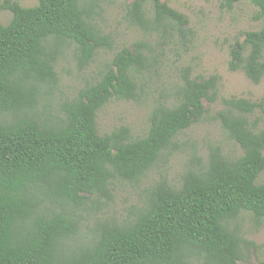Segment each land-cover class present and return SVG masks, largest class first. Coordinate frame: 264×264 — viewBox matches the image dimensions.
Wrapping results in <instances>:
<instances>
[{
  "label": "trees",
  "instance_id": "1",
  "mask_svg": "<svg viewBox=\"0 0 264 264\" xmlns=\"http://www.w3.org/2000/svg\"><path fill=\"white\" fill-rule=\"evenodd\" d=\"M100 0H38L33 7L6 1L11 18L0 24V264H240L257 245L236 220H264V97L221 99L213 119L241 149L227 157L218 146L194 155L172 186L159 178L142 206L122 222L96 221L90 240L74 244L76 211L93 210L110 199L114 181L139 183L157 161L176 149L177 139L203 121L217 101L219 77L188 74L149 113L143 137L126 127L103 136L97 114L111 101H135L138 76L153 61L150 47L136 42L112 58L93 82L62 102L57 111L40 107L44 86L56 82L55 65L72 45L79 69L112 41L92 20ZM128 1V0H123ZM257 8L258 31L231 46L228 68L258 84L264 76V0H221ZM128 16L165 34L183 32L187 18L162 0H133ZM152 14L151 15H149ZM258 264H264V260Z\"/></svg>",
  "mask_w": 264,
  "mask_h": 264
},
{
  "label": "rangeland",
  "instance_id": "2",
  "mask_svg": "<svg viewBox=\"0 0 264 264\" xmlns=\"http://www.w3.org/2000/svg\"><path fill=\"white\" fill-rule=\"evenodd\" d=\"M6 1H16L28 8L35 6L38 0H0L1 25H6L11 18L10 12L2 9ZM132 1H99L92 20L112 41V48L100 49L87 67L79 69L74 47L65 44L55 65L56 82L43 87L39 106L57 111L62 102L73 99L83 86L93 83L118 51L136 42L149 45L153 55L151 67L138 76L141 90L135 101L113 100L97 114L99 135L126 127L133 138L143 137L152 106L170 98L187 74L196 79L218 76V99L214 104L203 100L208 110L205 119L181 134L177 139L178 147L159 159L139 183L114 181L110 199L103 200L102 205L93 210L76 211L80 214L74 240L76 245L90 240L96 221L114 219L122 222L131 216L142 206L147 190L159 178H166L172 186H177L183 171L194 165L190 162L194 155L204 158L209 147L218 146L227 157L240 156L241 149L226 138L213 116L222 109L220 100L223 98L258 101L264 97V76L254 84L242 71L228 68L231 46L242 43L246 32L258 31L262 27L263 22L254 20L257 8L252 4L239 2L227 10L220 6L221 0H162L188 20L182 33L170 27L162 34L138 25L128 16ZM257 183H264V172ZM236 224L244 238L258 247L256 252L247 254V261L240 264H258L264 260V220L258 224L249 214L242 213Z\"/></svg>",
  "mask_w": 264,
  "mask_h": 264
}]
</instances>
